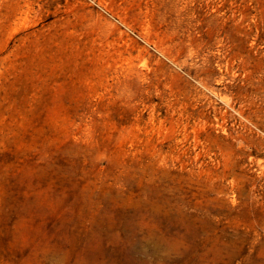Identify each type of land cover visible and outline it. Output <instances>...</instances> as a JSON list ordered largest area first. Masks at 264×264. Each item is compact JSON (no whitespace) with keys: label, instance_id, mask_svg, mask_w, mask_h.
Listing matches in <instances>:
<instances>
[{"label":"rangeland","instance_id":"374dc122","mask_svg":"<svg viewBox=\"0 0 264 264\" xmlns=\"http://www.w3.org/2000/svg\"><path fill=\"white\" fill-rule=\"evenodd\" d=\"M188 5L0 0V264H264V46Z\"/></svg>","mask_w":264,"mask_h":264},{"label":"trees","instance_id":"16d2710c","mask_svg":"<svg viewBox=\"0 0 264 264\" xmlns=\"http://www.w3.org/2000/svg\"><path fill=\"white\" fill-rule=\"evenodd\" d=\"M200 3L202 2L194 0V5L186 6L182 12V16H195L193 22L198 21L200 25L202 24L197 28L200 35L196 42L209 46L214 38L221 37L229 54L250 52L254 48L248 46L251 41L258 46H264V0H214L212 4L218 7L217 11L224 10V15L227 17L225 25L221 24L222 19L224 20L223 16L214 18L208 23L211 15L206 17L205 13L209 6L206 7ZM251 15L254 18H251ZM232 16L235 18L229 19ZM238 17H241L242 21L235 24V19ZM187 22L189 23V18ZM12 210H15V205H12ZM229 240L231 239H224V241ZM239 244L246 245V242H239Z\"/></svg>","mask_w":264,"mask_h":264}]
</instances>
